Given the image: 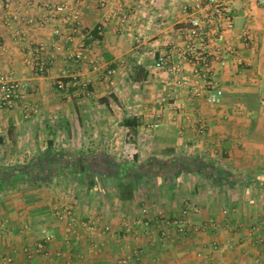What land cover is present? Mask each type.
<instances>
[{
  "label": "crops",
  "instance_id": "0c3cea01",
  "mask_svg": "<svg viewBox=\"0 0 264 264\" xmlns=\"http://www.w3.org/2000/svg\"><path fill=\"white\" fill-rule=\"evenodd\" d=\"M57 1L33 0L27 7L12 0L7 8L0 0V18L18 16L10 25L0 19V74L27 81L32 106L28 117L20 105L0 110V210L10 220H0V260L11 255L12 264H117L129 245H139L143 264H264V244L251 234L264 220V0H229L234 31L249 33L247 43L238 40L246 68L231 61L218 68L215 82L223 95L217 104L185 88L172 98V77L154 67L159 54L181 42L188 25L182 6L195 0H125L127 20L111 16L100 44L90 47L104 68L70 58L81 45L75 35L71 42L59 40L63 49L40 74L24 58L38 44L51 47L57 39L52 29H69L62 14L50 11ZM99 1L66 0L85 29L103 21ZM106 1L107 10L116 9L117 0ZM16 30L24 37H15ZM107 68L115 69L109 80L103 77ZM190 68L188 86L194 81ZM61 70L88 80L91 94L58 90ZM17 193L22 199L10 198ZM184 199L201 208L191 220L206 224L202 232L161 247L160 221L152 219L149 228L133 224L127 235L119 231L123 214L132 221L147 206L172 216ZM63 204L78 238L67 232L68 219L54 215ZM90 219L96 232L82 227ZM209 219L218 228H209ZM42 228L52 234L48 254L25 257L23 247L41 240ZM258 233L264 236V228ZM216 241L220 248L214 250ZM200 250L205 258L196 256Z\"/></svg>",
  "mask_w": 264,
  "mask_h": 264
},
{
  "label": "built area",
  "instance_id": "2783aa9c",
  "mask_svg": "<svg viewBox=\"0 0 264 264\" xmlns=\"http://www.w3.org/2000/svg\"><path fill=\"white\" fill-rule=\"evenodd\" d=\"M12 0H4V5L9 8ZM27 7L32 6L33 0H20ZM82 0H77L81 2ZM263 1V0H262ZM107 1L100 0L99 7L106 12L103 21L99 22L91 29L82 28L80 22V13L76 6L70 5L66 0H59L50 6L52 15L55 13L62 14L61 23L69 26L64 31L60 27L51 31L53 44L48 46L46 43L38 44L34 51H30L24 58V62L40 74L46 73L55 63L58 53L63 49L59 44V40L65 42L73 41L75 35L81 38L80 48L69 54L70 58L88 62L92 64L94 70L102 67V59L100 57L93 58L90 53L91 46H97L102 41L104 35V27L107 20L114 16L119 21L127 20L125 12V0H117L116 9L107 10ZM8 10V9H7ZM182 11L187 15L188 25L182 29L181 42L170 48L168 52L159 54L154 62V67L158 70H165L173 79L174 88L169 96L176 97L180 91L185 88L192 97L205 96L209 104H217L223 91L216 85L215 78L218 68L225 66L231 61L237 68H246L244 58L238 46L239 38L247 43L249 33L243 29L240 32L234 31V10L229 0H195L191 3H185ZM48 14L41 15L39 21L46 20ZM18 16L7 13L2 15L5 25H10L11 20H17ZM29 22L34 23L31 18ZM15 37L23 38L25 32L16 30ZM35 52H37L35 54ZM186 65H189L191 75L194 78L193 84H186L187 75L185 73ZM115 73L114 68H107L104 71L106 80L112 78ZM56 87L61 91H68L70 88H81L86 96L91 94L88 88V80H80L76 76L71 75L67 70H61L60 76L55 81ZM29 83L27 81L18 80L8 75L0 74V110H11L17 106L26 109L25 117L29 116L28 109L31 104L28 103ZM166 96L161 101H166ZM260 103L264 104V97L260 99ZM159 127L158 122L151 125L152 129ZM55 216L58 219H68L67 231L78 238L79 233L74 228V217L71 215L69 206H60L55 208ZM201 208L197 204L190 203L187 199L182 200L179 211L172 216H165L161 212H154L147 206L142 207L137 216L132 221L128 216H121V226L119 231L124 235L131 232L133 224H138L143 228H149L151 220L160 221V227L157 233V241L161 247L167 246L170 242L184 238L190 234L202 232L206 224H194L191 220L192 215H199ZM207 226L211 229L218 228V223L214 219H209ZM84 229L90 233L96 232L98 229L95 220H88L82 223ZM264 228V220L261 226H255L251 230L252 236L264 244V236H259V229ZM101 230L105 233L111 232V226L103 225ZM43 238L34 243L23 247L22 253L25 257L31 258L34 255L46 256L47 241L52 238V234L48 230H43ZM210 247L214 250L220 248L218 242H213ZM197 257L205 258V251L196 252ZM13 257L6 255L0 260V264H12ZM117 264H143V251L138 246H128L127 252L120 256Z\"/></svg>",
  "mask_w": 264,
  "mask_h": 264
},
{
  "label": "rangeland",
  "instance_id": "374dc122",
  "mask_svg": "<svg viewBox=\"0 0 264 264\" xmlns=\"http://www.w3.org/2000/svg\"><path fill=\"white\" fill-rule=\"evenodd\" d=\"M3 198H4V196H2ZM10 198H14V199H16V200H20V199H22V195L21 194H19V193H17V194H15L13 197H10ZM129 199V198H128ZM62 206H68V205H66V204H63ZM117 206V205H116ZM56 209L54 208L53 209V211H55ZM2 211L3 210H0V216H1V218H0V220L1 219H7L8 220V222L10 221L9 220V214H8V212H3L2 213ZM115 211L120 215V208H116L115 209ZM55 215V214H54ZM68 222V221H67ZM74 222V221H73ZM83 227V226H82ZM2 228H3V230L4 229H6L7 227L5 226V225H3L2 226ZM68 227L66 226V229H67ZM75 228V227H74ZM83 229H84V227H83ZM43 230H47V229H45V228H42V230H41V234H43L42 232H43ZM68 232V231H67ZM43 238V237H42Z\"/></svg>",
  "mask_w": 264,
  "mask_h": 264
},
{
  "label": "trees",
  "instance_id": "16d2710c",
  "mask_svg": "<svg viewBox=\"0 0 264 264\" xmlns=\"http://www.w3.org/2000/svg\"><path fill=\"white\" fill-rule=\"evenodd\" d=\"M123 123H124V125H127V126H129V127H135V125H134V123H133V119L132 120H129V119H125L124 121H123Z\"/></svg>",
  "mask_w": 264,
  "mask_h": 264
}]
</instances>
